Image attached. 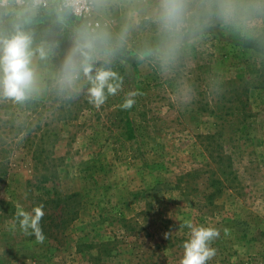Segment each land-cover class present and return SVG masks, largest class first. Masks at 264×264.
<instances>
[{
    "label": "rangeland",
    "instance_id": "374dc122",
    "mask_svg": "<svg viewBox=\"0 0 264 264\" xmlns=\"http://www.w3.org/2000/svg\"><path fill=\"white\" fill-rule=\"evenodd\" d=\"M93 2L100 27L79 30L55 9L0 0V26L61 20L75 33L64 47L30 43L24 100L0 89V264H180L186 221L220 233L206 264H264L263 56L244 46L264 33V0H182L175 22L163 0ZM101 70L119 87L97 107L90 77ZM129 94L136 139L125 141ZM27 99L41 104L27 110ZM56 192L71 198L44 205ZM40 203L60 226L43 243L16 218Z\"/></svg>",
    "mask_w": 264,
    "mask_h": 264
},
{
    "label": "clouds",
    "instance_id": "9594fccd",
    "mask_svg": "<svg viewBox=\"0 0 264 264\" xmlns=\"http://www.w3.org/2000/svg\"><path fill=\"white\" fill-rule=\"evenodd\" d=\"M164 19L168 22H175L179 19L182 12V0H163ZM0 89L6 97L14 98L17 101H22L26 98L34 88V72L30 67L31 52L29 51L30 38L23 32L17 34L10 40L0 41ZM85 51L82 55L87 61L91 49L90 43L83 45ZM85 74L91 71L90 66L85 63L83 67ZM113 73L108 71H98L92 80L90 89L91 102L97 107L104 104L109 95L117 94L119 85L114 86L109 83ZM74 77H66L69 82ZM107 89V94L105 93ZM135 94H129L125 99L122 107L130 109L134 103ZM43 205L34 207L31 212L25 211L21 206H17L16 218L19 221L21 230L26 235H35L37 242L43 243L45 236L40 222L45 213ZM185 226L191 230L190 240L183 244L184 255L180 264H206L216 255V249L212 248L211 242L217 239L220 235L219 231L213 227H194L190 221L185 222ZM31 229V231H29ZM169 234H165V238Z\"/></svg>",
    "mask_w": 264,
    "mask_h": 264
},
{
    "label": "trees",
    "instance_id": "16d2710c",
    "mask_svg": "<svg viewBox=\"0 0 264 264\" xmlns=\"http://www.w3.org/2000/svg\"><path fill=\"white\" fill-rule=\"evenodd\" d=\"M4 9L0 7V18L4 17ZM29 17V16H28ZM63 19L65 20H71L75 22L74 17L68 15V14H62ZM63 21L58 20V21H42L39 23H35L26 27H21L17 29L11 28L9 25L4 24L0 26V31H2L4 34L7 35V39L10 40L12 37H14L17 32H23L30 38V43L33 42H56L60 44L62 47L66 45L69 39L75 37V33L71 30L64 29L63 26ZM75 26L79 30H83L85 28V24L83 20H78L75 22ZM244 46L248 49L254 50L257 53L261 54L263 56L262 61L260 63V68L257 71L256 78H254V83H258L256 86H261L264 87V33L260 35L258 38L255 39H247L244 41ZM127 80V79H126ZM27 104V110L33 109L36 104H41V103H36L34 100L27 99L26 100ZM121 114H123V126H124V131H123V137L125 141H132L136 139L135 135V129L133 126V123L129 117V112L128 109H124L123 107L120 108ZM22 132V130H20ZM40 178L44 179V181L47 183L50 181V177H46V175L39 174L36 176L38 179ZM221 184V182L218 179H214L213 181V188L219 189L217 186L218 184ZM50 193H52V190H49ZM216 192L220 193V190H215L214 193H212V196L215 195ZM71 196L68 195H62V193H53V196L50 197L47 201L44 200V198L40 197V201L44 203V205H49L51 204L53 208L59 207L61 202L67 201V199H70ZM41 204V203H40ZM55 205V207H54ZM39 206V205H37ZM36 206V207H37ZM43 211L45 213V207H43ZM65 211V209H64ZM51 218L50 223H45L48 219ZM58 218H61L59 216ZM55 220V218H54ZM54 220H52V215L47 216L46 213L43 217V219L40 222V227L42 228L43 234L45 237L51 238L54 235L53 229L59 228L60 226L54 225ZM65 222V221H64ZM64 222L61 223V226L64 225Z\"/></svg>",
    "mask_w": 264,
    "mask_h": 264
},
{
    "label": "built area",
    "instance_id": "2783aa9c",
    "mask_svg": "<svg viewBox=\"0 0 264 264\" xmlns=\"http://www.w3.org/2000/svg\"><path fill=\"white\" fill-rule=\"evenodd\" d=\"M2 6H11L15 10L29 12L31 10L55 11L62 15L69 12L75 19L83 20L88 28L100 27L99 21H92L94 14L93 0H2Z\"/></svg>",
    "mask_w": 264,
    "mask_h": 264
},
{
    "label": "crops",
    "instance_id": "0c3cea01",
    "mask_svg": "<svg viewBox=\"0 0 264 264\" xmlns=\"http://www.w3.org/2000/svg\"><path fill=\"white\" fill-rule=\"evenodd\" d=\"M50 15L53 16V17H56V18L58 17V16L55 14V12H53V11L50 12Z\"/></svg>",
    "mask_w": 264,
    "mask_h": 264
}]
</instances>
